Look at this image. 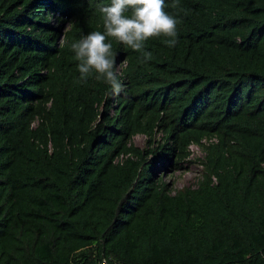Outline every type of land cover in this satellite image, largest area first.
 Masks as SVG:
<instances>
[{
	"label": "trees",
	"instance_id": "1",
	"mask_svg": "<svg viewBox=\"0 0 264 264\" xmlns=\"http://www.w3.org/2000/svg\"><path fill=\"white\" fill-rule=\"evenodd\" d=\"M109 3L0 0V264H264V0H165L119 94L72 50Z\"/></svg>",
	"mask_w": 264,
	"mask_h": 264
},
{
	"label": "clouds",
	"instance_id": "2",
	"mask_svg": "<svg viewBox=\"0 0 264 264\" xmlns=\"http://www.w3.org/2000/svg\"><path fill=\"white\" fill-rule=\"evenodd\" d=\"M97 10L102 17L103 31H91L73 42L72 50L81 73L94 71L97 78L103 77L119 94L121 85L115 79V53L109 38L131 50L140 51L144 43L156 37H176L180 23L166 11L165 0H110ZM169 46L175 39L167 41ZM150 55L146 59H150ZM264 165V164H263Z\"/></svg>",
	"mask_w": 264,
	"mask_h": 264
},
{
	"label": "rangeland",
	"instance_id": "3",
	"mask_svg": "<svg viewBox=\"0 0 264 264\" xmlns=\"http://www.w3.org/2000/svg\"><path fill=\"white\" fill-rule=\"evenodd\" d=\"M158 136V135H157ZM144 138L142 135H135L132 138V143L136 146H143ZM191 157H200L201 152L197 146H190ZM199 170V166L197 163L192 162L188 164V168L186 170H177L173 174L167 175L165 179H171L173 181V186L175 188H179L182 186H192L194 184L195 177Z\"/></svg>",
	"mask_w": 264,
	"mask_h": 264
},
{
	"label": "built area",
	"instance_id": "4",
	"mask_svg": "<svg viewBox=\"0 0 264 264\" xmlns=\"http://www.w3.org/2000/svg\"><path fill=\"white\" fill-rule=\"evenodd\" d=\"M110 258H103L99 261V264H119L117 261L115 260H109Z\"/></svg>",
	"mask_w": 264,
	"mask_h": 264
}]
</instances>
